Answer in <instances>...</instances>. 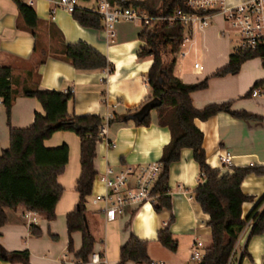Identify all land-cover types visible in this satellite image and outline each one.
I'll return each instance as SVG.
<instances>
[{
	"label": "crops",
	"instance_id": "1",
	"mask_svg": "<svg viewBox=\"0 0 264 264\" xmlns=\"http://www.w3.org/2000/svg\"><path fill=\"white\" fill-rule=\"evenodd\" d=\"M35 1L32 9L38 21L35 27L29 28L18 14L16 1L0 0V67L12 69L11 127L27 128L33 123L35 112L43 113L37 99L23 94L35 83L41 90H71L68 112L76 116L97 114L105 118L110 114L122 115L127 110L139 109L151 99V90L145 79L152 58L137 57L144 45L138 38L143 27L141 23L125 22L132 26L115 27V36L109 40L102 28L90 30L81 26L63 8L58 7L51 14L52 0ZM98 1L79 0L77 7L91 11ZM247 1L251 0H226L231 5ZM233 29L223 13L212 10L206 30L191 35L185 44L187 55H176L174 76L189 85L208 80L206 88L190 94L192 105L198 110L210 104L229 103V110L233 112L244 111L264 117V99L253 98L249 93L252 87L264 81V61L260 57L245 61L235 75L214 76L228 64L229 55L240 45V37L236 38ZM79 41L100 52L109 67L80 71L57 56L62 43ZM195 62L202 65L200 72H193ZM150 112L149 125L114 123L107 126L106 134L96 142L93 162L96 175L91 193L86 197L85 218L94 239L91 255L99 254L101 262L88 260L86 264H118L120 249L130 235L148 243L149 260L164 264H194L190 255L196 240L202 242L205 249L211 244V229L207 225L209 217L194 199V188L204 181L191 149H183L177 162L169 168L170 210L157 213L150 203L132 204L122 215L107 221L100 210L101 204L93 203L95 195L105 191L100 178L107 168L119 173L128 167L137 169L160 162L171 134L169 128L157 124L156 112ZM193 123L203 134L206 163L218 170L219 175L231 174L234 169L261 170L259 174H248L241 184V191L252 197L241 207L244 220L264 194V123L239 119L229 111L219 112L207 120L195 118ZM9 139L8 116L4 106L0 105V154L9 147ZM79 143V137L71 131L56 132L43 143L45 148L66 144L69 155L63 173L57 178L63 192L55 207V218L47 220L44 214L35 212L37 223L33 225L41 231L40 235H34L30 230L25 218L28 210L24 206L4 208L6 222L0 228V246L8 252L27 250L30 264H82L75 258L82 247V232L69 235L66 227L67 214L79 201L75 190L81 171ZM221 151L230 153V166L221 165L218 159ZM129 178L132 185L134 178ZM262 209L264 203L258 211ZM171 219L172 237L178 243L174 253L157 241V233ZM252 223L251 219L247 220V228L238 237L230 264H264V233L250 236ZM70 241L72 251L69 250ZM0 264L12 263L0 260Z\"/></svg>",
	"mask_w": 264,
	"mask_h": 264
},
{
	"label": "trees",
	"instance_id": "2",
	"mask_svg": "<svg viewBox=\"0 0 264 264\" xmlns=\"http://www.w3.org/2000/svg\"><path fill=\"white\" fill-rule=\"evenodd\" d=\"M188 0H140V1H114L122 7H133L142 10L153 18L172 17L177 10L189 13L192 10L186 7ZM18 4V14L25 26L33 28L37 24V17L31 6ZM211 13V11L202 12ZM73 18L87 29H101V17L92 10L76 7L71 13ZM185 36V29L178 21L171 23L168 20H158L148 26H143L138 35L144 42L139 59L152 58V65L146 74V82L151 90V99L161 100V104L153 109L157 114V124L169 128L171 138L164 146L160 158L161 172L154 184L152 193L159 199L153 209L159 213L163 209L170 210L171 198L168 194L169 168L176 163L183 149H191L193 159L198 163L203 183L194 188V199L200 209L208 215L207 225L211 229V244L205 249L200 264H228L231 254L237 245L238 237L245 228L247 220H252L250 236L264 233V209L259 210L264 203V194L255 204L254 208L244 220L242 219V205L252 197L241 191V184L250 173L259 174L261 170L253 168L234 169L231 174L219 175V171L212 169L206 163L203 149V134L195 127V118L207 120L209 117L229 111L239 119L261 121L264 117L250 115L244 111L233 112L229 110V103L217 105L210 104L198 110L191 101L192 91L207 87L208 80L200 83L185 84L174 76L176 55ZM57 54L59 58L68 61L80 71L104 70L109 67L106 58L95 48L84 42L64 44ZM170 56V59H168ZM256 57L264 61V46L256 50L235 51L228 58V64L214 73L215 77L235 75L241 65ZM12 69L0 67V105L4 106L8 116L9 147L0 154V228L6 222L4 208L15 209L22 205L28 211H35L46 216L47 220L55 218V207L63 192L57 178L60 176L68 161L69 147L62 144L56 148H45L43 143L52 134L62 131L74 132L80 140L79 163L81 171L76 183V192L79 201L76 208L67 214L66 227L69 235L73 232H82V247L75 258L82 264L89 262V255L93 251L94 239L86 226L85 203L86 197L91 193L96 171L94 159L96 142L101 138L99 127L104 118L94 115H72L68 112V104L72 99V92L55 90H41L38 84L24 90V96L33 97L39 101L43 113L35 112L34 121L27 128L11 127L10 110L13 103V83L11 82ZM258 84V83H257ZM150 99V100H151ZM141 108V107H140ZM139 108V109H140ZM135 110H127L125 114L113 115L108 121L110 127L114 123H131L135 126L149 125L151 113L143 120L132 119ZM126 210V209H125ZM124 210V211H125ZM169 220L157 233V241L171 252H176L178 243L172 237ZM34 235L41 231L35 225L30 226ZM148 243L130 235L128 241L120 249L119 263L127 264L133 261L136 264L149 263L147 253ZM69 250L72 251L71 241ZM0 260L12 264H30L27 250L8 252L0 246Z\"/></svg>",
	"mask_w": 264,
	"mask_h": 264
},
{
	"label": "built area",
	"instance_id": "3",
	"mask_svg": "<svg viewBox=\"0 0 264 264\" xmlns=\"http://www.w3.org/2000/svg\"><path fill=\"white\" fill-rule=\"evenodd\" d=\"M14 1L31 7L36 2L35 0ZM119 1L127 2L130 0ZM51 3V14H53L54 10L56 8L58 9V7L72 13L78 6L79 0H52ZM186 7L192 11L184 13L181 10H177L170 18H153L142 10L112 4L109 0H99L93 7L92 11L100 15L102 31L106 34V37L109 40L114 38V27L118 23L139 22L142 26H148L158 20L164 19L171 23H173V21L180 22L183 29H185V36L181 42L177 57L187 55V52L184 50L185 44L190 41L191 35L206 30V27L210 23L212 10L214 9H216L217 12L223 13L230 25L239 31L240 45L235 51H254L258 46H264V0H251L235 5L228 4L226 0H188ZM200 11H211V13L202 14ZM201 70L202 65L199 62H195L193 64V72H200ZM249 93L253 98L264 99V81L252 87ZM111 118H113L112 114L107 115L104 118V122L99 127L101 137L106 134L108 121H110ZM218 159L224 167L232 164L231 155L227 151L219 152ZM161 168L162 163L160 162L147 164L137 169L128 167L119 173H114L113 169L107 168L100 178L104 183L105 191L102 194H96L93 203L101 204L100 210L101 212H104L107 221H113L118 215H122L125 212V208L129 207V205L150 203L153 206L154 204H157L159 196L152 193V189L158 179ZM130 176H133L134 178L132 185H130ZM35 215V211H28L25 213V218L29 226L37 223ZM246 228L247 227L245 226L239 236L244 234ZM203 247V243L196 240L190 255L191 261L194 264H200L202 261V257L205 253V248ZM231 260L232 257L228 264H230ZM89 261L92 263L101 262V256L94 253L90 256ZM147 264L164 263L151 260Z\"/></svg>",
	"mask_w": 264,
	"mask_h": 264
},
{
	"label": "water",
	"instance_id": "4",
	"mask_svg": "<svg viewBox=\"0 0 264 264\" xmlns=\"http://www.w3.org/2000/svg\"><path fill=\"white\" fill-rule=\"evenodd\" d=\"M160 104H161L160 99L152 98L148 102L144 103L143 106L138 111H136L135 114H133L131 117L132 119L141 121L143 120V118H145L147 115L151 113L150 111L158 107ZM84 219L86 221L85 217Z\"/></svg>",
	"mask_w": 264,
	"mask_h": 264
},
{
	"label": "rangeland",
	"instance_id": "5",
	"mask_svg": "<svg viewBox=\"0 0 264 264\" xmlns=\"http://www.w3.org/2000/svg\"><path fill=\"white\" fill-rule=\"evenodd\" d=\"M124 24H126V23L125 22L124 23H118L115 25V27H117L119 25H124ZM129 24H131V23H129ZM129 24H126V25H129ZM131 26H132V24H131ZM115 27H114V29H115ZM233 30H234L236 38L239 39V37H240L239 31L237 29H233ZM168 59H170V56H168Z\"/></svg>",
	"mask_w": 264,
	"mask_h": 264
}]
</instances>
